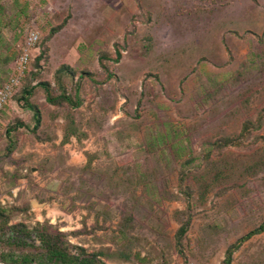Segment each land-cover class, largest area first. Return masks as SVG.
<instances>
[{
  "label": "rangeland",
  "instance_id": "obj_1",
  "mask_svg": "<svg viewBox=\"0 0 264 264\" xmlns=\"http://www.w3.org/2000/svg\"><path fill=\"white\" fill-rule=\"evenodd\" d=\"M32 31L0 110V263L40 264L42 227L93 264H222L264 222V0H0V86ZM229 264H264V230Z\"/></svg>",
  "mask_w": 264,
  "mask_h": 264
},
{
  "label": "trees",
  "instance_id": "obj_2",
  "mask_svg": "<svg viewBox=\"0 0 264 264\" xmlns=\"http://www.w3.org/2000/svg\"><path fill=\"white\" fill-rule=\"evenodd\" d=\"M117 56H119V53H117ZM30 71V70H29ZM29 73V72H27ZM26 73V75H27ZM26 77V76H25ZM24 77V78H25ZM23 78V79H24ZM23 81V80H22ZM21 85V84H20ZM44 90L47 93V96L45 98L46 102H53L55 100H60L66 103H69L70 105L76 107L79 105V102H77L75 99H72L67 94H61L58 97H52L49 92V87L46 84L41 85ZM33 91L34 89L27 90L26 95L23 98L24 103H27V106L32 109L35 114L36 118V125H35V130L39 127L40 124V113L39 111L32 107L29 103L28 100L30 97L33 96ZM5 213L3 208H0V216H3ZM264 230V222H262L258 228L253 229L249 232H247L244 236H242L240 239H238L235 244H233L228 251L226 252V256L222 264H229L231 261V255L233 252L240 246V244L250 238L252 235L260 233ZM186 227H180L179 233H178V241L180 237L185 233ZM18 236L14 240L17 241L18 243H23L24 245H28L25 240L30 239L31 235L33 234L32 232H29L27 230H20L17 232ZM20 234L24 236V238H20ZM37 238L39 239L41 243V249L43 250V254L41 256L40 264H93V261L86 258V256H83L81 254H72L67 251V249L61 244V242L58 240L57 236L54 235L51 231L46 230L41 227V229H38L36 231ZM10 264H31L32 259H30L28 256H25L22 258V261H20L18 258H13L12 256L10 257Z\"/></svg>",
  "mask_w": 264,
  "mask_h": 264
},
{
  "label": "built area",
  "instance_id": "obj_3",
  "mask_svg": "<svg viewBox=\"0 0 264 264\" xmlns=\"http://www.w3.org/2000/svg\"><path fill=\"white\" fill-rule=\"evenodd\" d=\"M24 40L25 42L18 55L13 73L8 80L0 86V110L5 107L7 101L20 86L26 73L29 72L34 52L37 50V45L39 43V33L37 31H32L25 36Z\"/></svg>",
  "mask_w": 264,
  "mask_h": 264
},
{
  "label": "water",
  "instance_id": "obj_4",
  "mask_svg": "<svg viewBox=\"0 0 264 264\" xmlns=\"http://www.w3.org/2000/svg\"><path fill=\"white\" fill-rule=\"evenodd\" d=\"M35 204L33 203V206H34Z\"/></svg>",
  "mask_w": 264,
  "mask_h": 264
}]
</instances>
